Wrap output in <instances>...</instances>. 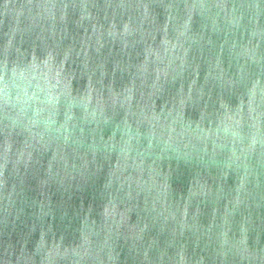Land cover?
<instances>
[{
  "label": "water",
  "instance_id": "1",
  "mask_svg": "<svg viewBox=\"0 0 264 264\" xmlns=\"http://www.w3.org/2000/svg\"><path fill=\"white\" fill-rule=\"evenodd\" d=\"M0 264H264V0H0Z\"/></svg>",
  "mask_w": 264,
  "mask_h": 264
}]
</instances>
